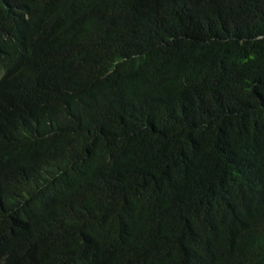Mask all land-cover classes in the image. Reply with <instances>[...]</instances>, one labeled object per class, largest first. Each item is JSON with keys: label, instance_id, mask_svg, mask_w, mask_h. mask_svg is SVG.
I'll use <instances>...</instances> for the list:
<instances>
[{"label": "trees", "instance_id": "trees-1", "mask_svg": "<svg viewBox=\"0 0 264 264\" xmlns=\"http://www.w3.org/2000/svg\"><path fill=\"white\" fill-rule=\"evenodd\" d=\"M13 4L0 264H264V0Z\"/></svg>", "mask_w": 264, "mask_h": 264}, {"label": "clouds", "instance_id": "clouds-1", "mask_svg": "<svg viewBox=\"0 0 264 264\" xmlns=\"http://www.w3.org/2000/svg\"><path fill=\"white\" fill-rule=\"evenodd\" d=\"M188 2H190V1H188ZM199 4L205 5L202 2ZM0 8L2 10L6 11V13L2 14L3 18L0 19V40L11 43L12 45H15V44H17V42L19 40L20 33L22 32V30H21V28H14L13 21H12L11 25H7V21L5 20V17L9 14H17V13H21V12L15 8V6L13 4V0H5L3 2V4L0 6ZM11 19H12V17H11ZM22 52H23V49L20 51V53L18 55L17 54L14 55L11 53H10V55L15 56V58L18 60V59H20ZM0 56H1V52H0ZM4 74H5V69L3 67V64L0 62V80L2 79ZM246 169L242 170L241 172L245 171ZM263 188H264V186H261L260 190H263ZM4 193H6V191L4 189H1L0 195H2Z\"/></svg>", "mask_w": 264, "mask_h": 264}]
</instances>
